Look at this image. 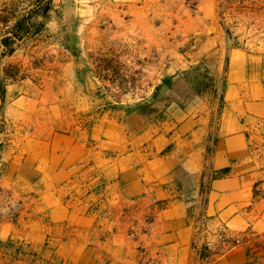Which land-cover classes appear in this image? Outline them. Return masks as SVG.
<instances>
[{
	"label": "crops",
	"instance_id": "obj_1",
	"mask_svg": "<svg viewBox=\"0 0 264 264\" xmlns=\"http://www.w3.org/2000/svg\"><path fill=\"white\" fill-rule=\"evenodd\" d=\"M216 5L177 2L179 32L205 34L183 70L206 60L210 83L195 92L175 75L166 117H82L88 96L69 54L40 80L19 51L42 33L9 52L11 33L0 34L25 72L0 78V264H264V54L226 36Z\"/></svg>",
	"mask_w": 264,
	"mask_h": 264
},
{
	"label": "rangeland",
	"instance_id": "obj_2",
	"mask_svg": "<svg viewBox=\"0 0 264 264\" xmlns=\"http://www.w3.org/2000/svg\"><path fill=\"white\" fill-rule=\"evenodd\" d=\"M52 1L53 23L43 28L40 15L32 16L30 24L35 29L41 27L42 35L22 43L25 48L19 54L28 49L31 66L37 69L31 74L40 80H45L48 70L62 62V53L69 54L83 85L82 92L88 96V108L79 112L80 116L114 114L120 117L135 109L150 117H166V108L175 98L173 90L169 89L175 75L187 74L195 92L205 91L209 86L206 60L197 57L198 63L183 70L187 65V53L201 44L205 34L199 32L196 42L194 35L183 30L179 32L175 25L178 0H162L148 8L137 2L132 9L113 0ZM2 2L0 34H7L14 19L28 15L33 9L28 14L24 11L29 0ZM260 3L261 0H217L216 18L226 36L235 38L244 31V22L250 20ZM148 14L163 23L142 24ZM133 18L135 20L131 21ZM144 39H153L157 43L146 44ZM21 69L0 51L2 81L8 80V75H13L14 79L20 77L25 73ZM2 105L0 102V110Z\"/></svg>",
	"mask_w": 264,
	"mask_h": 264
},
{
	"label": "built area",
	"instance_id": "obj_3",
	"mask_svg": "<svg viewBox=\"0 0 264 264\" xmlns=\"http://www.w3.org/2000/svg\"><path fill=\"white\" fill-rule=\"evenodd\" d=\"M257 7L258 10H253L254 15L250 20L244 22V31L236 34V38H238L240 47L264 54V0H261V3ZM207 190L208 184L203 183L201 187V199L203 202L205 201ZM200 223L202 229L204 227L203 221L200 220Z\"/></svg>",
	"mask_w": 264,
	"mask_h": 264
},
{
	"label": "trees",
	"instance_id": "obj_4",
	"mask_svg": "<svg viewBox=\"0 0 264 264\" xmlns=\"http://www.w3.org/2000/svg\"><path fill=\"white\" fill-rule=\"evenodd\" d=\"M34 7L32 12H30L28 15L21 17L16 21V23L11 28V35L4 36L1 43L7 48V51H11L13 48V43L15 40H20L25 33H27L29 30H34L36 33H38L41 30V27L33 28L30 24V19L34 15H40L44 18L43 24L46 22V20L49 19V11L52 9V0H35L34 1ZM33 28V29H30ZM3 93L4 89L2 87V83L0 82V101L3 102Z\"/></svg>",
	"mask_w": 264,
	"mask_h": 264
}]
</instances>
